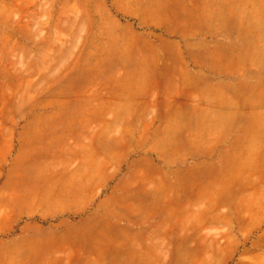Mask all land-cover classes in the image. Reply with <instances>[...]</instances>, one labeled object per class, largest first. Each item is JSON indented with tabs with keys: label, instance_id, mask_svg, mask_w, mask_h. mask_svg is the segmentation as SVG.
Returning a JSON list of instances; mask_svg holds the SVG:
<instances>
[{
	"label": "rangeland",
	"instance_id": "rangeland-1",
	"mask_svg": "<svg viewBox=\"0 0 264 264\" xmlns=\"http://www.w3.org/2000/svg\"><path fill=\"white\" fill-rule=\"evenodd\" d=\"M70 115L100 118L121 224L148 231L126 264H264V0H0V264L22 244L18 172L67 166ZM142 172L170 188L132 223Z\"/></svg>",
	"mask_w": 264,
	"mask_h": 264
},
{
	"label": "crops",
	"instance_id": "crops-1",
	"mask_svg": "<svg viewBox=\"0 0 264 264\" xmlns=\"http://www.w3.org/2000/svg\"><path fill=\"white\" fill-rule=\"evenodd\" d=\"M98 122L100 118L95 117L70 115L63 119L64 134L78 141L80 147L62 155L67 166L61 170L49 171L51 168L43 165V157L48 158L44 155L29 160L26 171L20 168L13 187V204L19 207L24 219L17 234L22 244L13 252L14 264H126L130 260L126 249L130 250L136 242L143 245L148 239L147 229H127L121 224L124 216L111 191L113 185V190L117 188L116 176L111 183L106 168L112 157L116 164V151L102 149ZM108 141L104 146L112 145L111 140ZM176 141L179 147L190 138L181 136L180 131ZM102 157L107 158L103 164ZM74 159H78L77 166L73 165ZM144 161V155L138 157L125 171V189L131 190L126 180ZM139 176L143 180L134 188L132 204H127L123 210L125 220L132 223L149 220V210L154 208V218H158L155 206L160 195L155 191L162 189V192L170 185L156 181L149 191L146 188L148 173L142 172ZM176 184H172L173 189L179 190ZM138 193L140 207L133 202ZM133 258L134 262L138 261L137 257Z\"/></svg>",
	"mask_w": 264,
	"mask_h": 264
},
{
	"label": "bare ground",
	"instance_id": "bare-ground-1",
	"mask_svg": "<svg viewBox=\"0 0 264 264\" xmlns=\"http://www.w3.org/2000/svg\"><path fill=\"white\" fill-rule=\"evenodd\" d=\"M241 14H242V12H241ZM244 14H245V13H244ZM245 16H246V15H245ZM240 17H242V16L240 15ZM243 17H244V16H243ZM242 19H243V18H242ZM246 30H247V29H246ZM252 34H253V33H252ZM237 107H238V106H237ZM236 113H237V112H236ZM263 117H264V116H263ZM261 119H262V118H261ZM263 120H264V119H263ZM222 121H223V120H222ZM255 122H256V121H255ZM258 122H259V119H258ZM263 122H264V121H263ZM218 123H219V122H218ZM259 123H260V122H259ZM259 123H258V124H259ZM262 124H264V123H262ZM111 126H112V125H111ZM260 126H263V125L260 124ZM215 131H216V130H215ZM255 137H256V136H255ZM255 137H254V140H255ZM259 137H260V136H259ZM249 161H250V160H249ZM241 163H243V162H241ZM247 164H248V163H247ZM251 166H252V165H251ZM228 169H229V168H228ZM230 173H231V172H230ZM236 174H237V173H236ZM232 177H233V175H232ZM230 178H231V176H230ZM243 178H244V177H243ZM251 179H252V178H251ZM228 181H229V180H228ZM235 181H236V180H235ZM223 184H224V183H223ZM226 186H227V185H226ZM227 187H228V186H227ZM209 193H210V192H209ZM210 195H211V194H210ZM214 197H215V196H214ZM209 198H210V197H209ZM209 198H208V199H209ZM204 200H205V199H204ZM206 200H207V199H206ZM209 200H210V199H209ZM205 202H206V201H205ZM210 203H211V202H210ZM202 204H203V203H202ZM210 205H211V204H210ZM209 208H210V206H209ZM209 208H208V209H209ZM250 209H251V208H250ZM250 209H249V210H250Z\"/></svg>",
	"mask_w": 264,
	"mask_h": 264
}]
</instances>
